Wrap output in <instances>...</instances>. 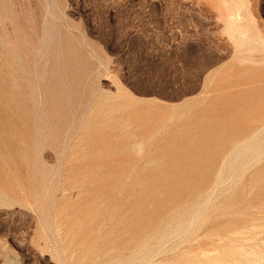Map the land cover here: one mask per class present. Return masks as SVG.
<instances>
[{
    "label": "rangeland",
    "instance_id": "obj_1",
    "mask_svg": "<svg viewBox=\"0 0 264 264\" xmlns=\"http://www.w3.org/2000/svg\"><path fill=\"white\" fill-rule=\"evenodd\" d=\"M0 264H264V0H0Z\"/></svg>",
    "mask_w": 264,
    "mask_h": 264
},
{
    "label": "bare ground",
    "instance_id": "obj_2",
    "mask_svg": "<svg viewBox=\"0 0 264 264\" xmlns=\"http://www.w3.org/2000/svg\"><path fill=\"white\" fill-rule=\"evenodd\" d=\"M237 14V13H236ZM240 16V15H239Z\"/></svg>",
    "mask_w": 264,
    "mask_h": 264
}]
</instances>
